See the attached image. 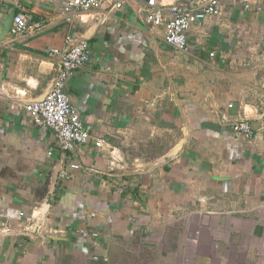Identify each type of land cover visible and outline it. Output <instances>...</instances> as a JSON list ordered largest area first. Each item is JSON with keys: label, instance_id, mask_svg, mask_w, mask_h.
I'll return each mask as SVG.
<instances>
[{"label": "crops", "instance_id": "1", "mask_svg": "<svg viewBox=\"0 0 264 264\" xmlns=\"http://www.w3.org/2000/svg\"><path fill=\"white\" fill-rule=\"evenodd\" d=\"M62 1L21 0L43 29L0 37V264H264V0L260 11L222 0L188 30L187 52L141 1L109 18L108 5ZM12 7L0 1V34ZM80 37L91 61L68 91L92 137L70 153L83 166L72 169L23 105L50 89L51 49ZM242 118L250 139L233 129Z\"/></svg>", "mask_w": 264, "mask_h": 264}, {"label": "built area", "instance_id": "2", "mask_svg": "<svg viewBox=\"0 0 264 264\" xmlns=\"http://www.w3.org/2000/svg\"><path fill=\"white\" fill-rule=\"evenodd\" d=\"M0 1L10 3L15 8V15L9 30L13 38L26 37L43 29V21H33L31 15L25 11L21 0ZM128 1L130 0H63L62 7L81 12L102 9L108 5L106 18H109L113 11L123 7ZM136 1L144 3L142 9L146 12V21L149 24L165 26L166 43L183 52H187L190 48L188 30L208 16L219 15L224 6L222 0H208L194 8L184 4L163 6L157 0ZM243 5L246 9L252 8L255 11L263 9V6L257 0H247ZM70 42L72 43L66 49L57 47L51 49V56L56 59L58 69L45 97L41 100L27 101L23 107L29 113L33 123L50 127L56 132L63 160L71 159L70 167L81 169L83 168L82 164L70 153H74L76 156L78 146L87 144L90 141L92 137L91 125L82 119L75 107L68 91V82L74 72L91 61V47L89 40L85 37ZM232 106L233 104L229 105V107ZM261 120L264 123V113L261 115ZM233 129L238 136L247 139L252 138L254 134L252 124L248 118L235 121ZM98 142L100 144L105 143L104 139L98 140ZM60 176H69L66 171L62 170V167ZM77 232L82 237L92 241L97 240L100 236V233L94 230L85 229Z\"/></svg>", "mask_w": 264, "mask_h": 264}, {"label": "water", "instance_id": "3", "mask_svg": "<svg viewBox=\"0 0 264 264\" xmlns=\"http://www.w3.org/2000/svg\"><path fill=\"white\" fill-rule=\"evenodd\" d=\"M14 15H15V8L12 7L11 11L8 14H6V16L3 19L2 31H1L0 37H3L6 33L9 32L12 22H13ZM60 171H61V166L57 169L58 175L60 174ZM44 219H45V213L43 214L42 218L39 219L38 221L39 226L42 225V223L44 222Z\"/></svg>", "mask_w": 264, "mask_h": 264}]
</instances>
